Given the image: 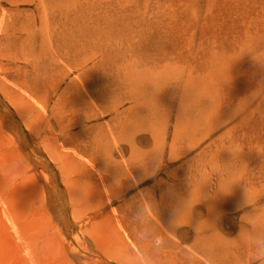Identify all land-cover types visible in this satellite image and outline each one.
I'll list each match as a JSON object with an SVG mask.
<instances>
[{
  "label": "rangeland",
  "instance_id": "rangeland-1",
  "mask_svg": "<svg viewBox=\"0 0 264 264\" xmlns=\"http://www.w3.org/2000/svg\"><path fill=\"white\" fill-rule=\"evenodd\" d=\"M0 264H264V0H0Z\"/></svg>",
  "mask_w": 264,
  "mask_h": 264
},
{
  "label": "bare ground",
  "instance_id": "bare-ground-1",
  "mask_svg": "<svg viewBox=\"0 0 264 264\" xmlns=\"http://www.w3.org/2000/svg\"><path fill=\"white\" fill-rule=\"evenodd\" d=\"M77 27H78V23L75 22V23H74L73 31H74V33H75L76 36L79 34V31L77 30Z\"/></svg>",
  "mask_w": 264,
  "mask_h": 264
},
{
  "label": "clouds",
  "instance_id": "clouds-1",
  "mask_svg": "<svg viewBox=\"0 0 264 264\" xmlns=\"http://www.w3.org/2000/svg\"><path fill=\"white\" fill-rule=\"evenodd\" d=\"M155 243H156L157 245H159V244L161 243V241L157 240Z\"/></svg>",
  "mask_w": 264,
  "mask_h": 264
}]
</instances>
